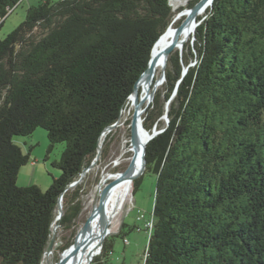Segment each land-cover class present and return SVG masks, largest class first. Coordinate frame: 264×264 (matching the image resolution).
Here are the masks:
<instances>
[{"label": "trees", "instance_id": "1", "mask_svg": "<svg viewBox=\"0 0 264 264\" xmlns=\"http://www.w3.org/2000/svg\"><path fill=\"white\" fill-rule=\"evenodd\" d=\"M20 1L0 0V29ZM170 1L48 0L0 38V264H43L55 225L75 230L93 167L71 186L98 146L97 165L107 159L115 130L102 143L103 132L124 112L131 126L152 49L188 18ZM198 22L144 106V127L160 134L133 180L135 195L147 173L157 179L143 264H264V0H214ZM40 128L49 153L65 144L54 164L62 174L46 190L18 184L30 154L14 139ZM126 227L115 235L127 240ZM110 237L90 264H116Z\"/></svg>", "mask_w": 264, "mask_h": 264}, {"label": "rangeland", "instance_id": "2", "mask_svg": "<svg viewBox=\"0 0 264 264\" xmlns=\"http://www.w3.org/2000/svg\"><path fill=\"white\" fill-rule=\"evenodd\" d=\"M21 0L18 6L14 9L13 14L9 15L5 21L4 26L0 29V38L4 39L11 32L16 30L25 20L27 11L29 10L28 2L25 1L22 5ZM58 2L60 0H53ZM193 0L191 3H194ZM171 8L174 9V3L170 1ZM175 11V10H174ZM189 38L186 40V42ZM185 42V43H186ZM184 45L179 44L177 47H183ZM166 68L159 69L157 75L153 76L151 83L144 80L142 88H144V95L142 101H145V105L152 102L151 94H148L150 88L157 86L156 77H159ZM163 84L160 83L159 86ZM143 105V104H142ZM142 109H144V106ZM134 113H135V106ZM131 112H124L123 118L115 129L114 142L110 147V152L105 161L101 164H96L92 168V172L87 177V194L83 197V207L81 217H79L75 230L64 232L62 228L58 227L56 231V244L54 245L53 253L50 257H45L43 260L44 264L56 263L57 258H62L59 251V246L65 244L69 240L75 242L76 238H79V234L83 231L90 217L96 211L103 190L112 181L117 179L109 180L108 176L117 172L124 173L129 167L133 160L136 150L133 148L132 137H131V126H126L125 122L129 118ZM166 118V117H165ZM167 120V119H166ZM165 120V121H166ZM156 132H160L157 130ZM15 143L23 149L24 153L31 152V156L26 166H24L18 175V184L22 187H27L30 184H36L41 186L42 190H46L53 184V178L56 179L62 174L61 170L54 167V164L59 162L62 153L64 151V143L55 146L52 152H48L49 139L45 129L35 130L32 136L23 137L18 136L14 139ZM87 175V174H86ZM157 188L156 175L147 173L141 182L140 189L133 195L134 186L131 190L129 201L125 204L122 214L117 219L113 232L109 234L110 240L114 243V253L112 254V260L116 264H143L145 260V250L149 246V230L147 229V222L151 219L153 207L155 205V191ZM142 215L144 219L138 220ZM125 222L128 227L125 228L128 243H125L123 237L116 236L119 232L122 223ZM101 248V246H100ZM98 249L93 255H90L86 264H88L90 257L97 255L101 249Z\"/></svg>", "mask_w": 264, "mask_h": 264}, {"label": "bare ground", "instance_id": "3", "mask_svg": "<svg viewBox=\"0 0 264 264\" xmlns=\"http://www.w3.org/2000/svg\"><path fill=\"white\" fill-rule=\"evenodd\" d=\"M192 1L193 0H171V2L174 3L175 11L182 9V12L179 18L185 19L190 16L192 12V8H190L189 6ZM210 7H212V2H207L205 6L201 8L198 14V18L206 14ZM197 27H198L197 22L191 21L185 26L184 30L179 35H176L177 34L176 29L178 27H174V26L168 29L164 34L161 35L155 48H153V57H154V61H156V70L153 74L154 76L157 75V72L159 69H162L166 65L167 49L171 48L172 45L175 43H177L178 45L179 44L184 45L186 40L190 38L196 32ZM162 77H161V80L157 83L156 88H154V91L152 92L155 93L158 90L160 83L163 82ZM144 80H142L139 84L138 96L132 95L133 105L135 106V110H136V104H140L139 108L137 109L138 117H139L138 119L139 120L138 122L139 123V133H137V138L139 139L141 147L138 151L136 150L133 160H132V161H135L134 171H137L140 163L142 162V147L145 146V144L147 143L149 139V135H151V133L147 132L143 124V119H144L143 115L145 113V109H142V107L143 105H145V101H142V103L140 102V90L142 88V84ZM118 125H119V122L117 124V127ZM105 133L103 134V137L101 140L102 143L105 138ZM101 146H100V149L102 153ZM125 172L124 173L118 172L116 174L109 175L107 181L113 180V179L119 180L122 177V175L125 174ZM120 180H121L120 183L110 192V195H109L110 200H109V204L107 205L106 217L104 218L103 221L96 220L93 223L94 232L91 237L89 245L86 246V249L81 250L78 255H77L76 247L73 246L70 249H67L62 256L61 263L59 264H86V260H88L89 256L93 255L100 248V246H102V241L104 240L105 236H107L109 233L114 231L113 230V228L115 227L114 225L117 219L122 214L125 204L128 203L129 197L131 195V190L134 186L133 180L129 178L128 179L126 178L124 180L120 179ZM57 225L58 224L55 225L56 231L58 229ZM56 231H54L55 234H56ZM78 242L79 243L81 242V236H79ZM47 256L50 257V255L48 254L46 255V257ZM52 264H58V263L56 262Z\"/></svg>", "mask_w": 264, "mask_h": 264}, {"label": "water", "instance_id": "4", "mask_svg": "<svg viewBox=\"0 0 264 264\" xmlns=\"http://www.w3.org/2000/svg\"><path fill=\"white\" fill-rule=\"evenodd\" d=\"M213 1L214 0H202L201 2H199V3H197L195 6H193V8H192V12H191V14H190V16L188 17V19L187 20H185L177 29H176V35H179V34H181V32L184 30V28H185V26L189 23V22H191V21H193V22H197V25L199 26V22H198V20H199V18H198V14H199V12H200V10H201V8L203 7V6H205V4L207 3V2H212V4H213ZM181 14V13H180ZM180 16V15H179ZM179 16H178V18H179ZM177 18V19H178ZM177 43H175V44H173L172 45V47L171 48H169V49H167V56L169 57V55L173 52V50L177 47ZM152 52H153V49H152ZM155 70H156V61H154V57H153V53H152V56H151V62H149V66H148V68H147V70L145 71V73L140 77V79L138 80V82H137V84H136V87H135V90H133V93H132V95H136V96H138V90H139V84H140V82L142 81V80H146L148 83H151V81L153 80V74H154V72H155ZM162 80H163V82L165 81V77H166V75H165V71L163 72V74H162ZM154 96H155V93L154 92H152V94H151V100L153 101L154 100ZM139 105L140 104H136V110H135V113H134V117H133V119L131 120V131H132V133H131V137H132V144L134 145V149L135 150H139L140 149V147H141V144H140V142H139V139L137 138V133H139V117H138V111H137V109L139 108ZM117 124L118 123H116L115 125H113L112 127H108L107 129H106V131L105 132H107V131H109V132H111V131H113V129H115L116 127H117ZM146 129V128H145ZM147 130V129H146ZM105 132H103V134L105 133ZM147 132L148 133H151V135H149V139H148V141H147V143L145 144V146L144 147H142V162H143V168H142V170L138 173V175L135 173V161H132L131 163H130V165H129V167L127 168V170H126V172H125V174L124 175H122V177L120 178V179H122V180H124V179H131V180H134L135 178H137V177H139V176H141L143 173H144V170H145V167H146V156H145V154H146V148H147V146H148V144H149V142L150 141H152V139L153 138H155V136H157L158 134H160V132H154V133H152V132H150V131H148L147 130ZM101 146V145H100ZM100 146H98V155H97V158H96V160H94L92 163H91V165H90V167H88L85 171H84V173L82 174V177L80 178V180H78V181H76L72 186H71V188H74V187H76L78 184H81L82 182H83V180H84V177H85V175L87 174V173H89L90 172V170H91V168L92 167H95L96 166V164L98 163V161L101 159V149H100ZM116 180V181H112L111 183H109L108 184V186L103 190V192H102V194H101V198H100V203L98 204V206H97V208H96V211H95V213L93 214V216L92 217H90V219L88 220V222H87V224H86V226L84 227V229H83V231H81L80 232V234H79V236H81V242L79 243L78 242V238H76V240H75V243L73 244V245H71L68 249H70L71 247H76V249H77V255L79 254V252L81 251V250H84V249H86V246H88L89 245V243H90V240H91V237H92V235H93V232H94V229H93V223L96 221V220H100V221H103L104 220V218L106 217V210H107V205L109 204V200H110V197H109V195H110V192H111V190L112 189H114L119 183H120V181L121 180ZM63 201V196L61 197V202ZM60 202V204H59V208H60V215L58 216V218L57 219H61V217H63V213H64V211H63V206H62V203ZM60 225L58 224L57 225V228L59 227ZM110 234V233H109ZM109 234L107 235V236H105V238H104V240L102 241V246H104V242H105V240L108 238V237H110L109 236ZM56 244V235H55V233H54V235L52 236V239H51V244L48 246V248H47V250H46V255L48 254V255H51L52 253H53V249H54V245ZM102 246H101V248H102ZM100 248V249H101ZM74 249V248H73ZM93 258H94V256H92V257H90V260H89V262H88V264H90V262L93 260ZM61 259L62 258H60L59 260H58V264L59 263H61Z\"/></svg>", "mask_w": 264, "mask_h": 264}, {"label": "crops", "instance_id": "5", "mask_svg": "<svg viewBox=\"0 0 264 264\" xmlns=\"http://www.w3.org/2000/svg\"><path fill=\"white\" fill-rule=\"evenodd\" d=\"M25 1H27L28 2V6L31 8V7H33V6H36L38 3H40V2H45V1H48V0H24V1H22L21 2V5L25 2ZM4 24H5V22H4ZM4 24H3V26H4ZM2 26V27H3ZM29 154H31V152L29 151ZM31 156V155H30ZM30 185H33V183L32 184H30ZM29 185V186H30ZM40 188H41V186H40Z\"/></svg>", "mask_w": 264, "mask_h": 264}, {"label": "built area", "instance_id": "6", "mask_svg": "<svg viewBox=\"0 0 264 264\" xmlns=\"http://www.w3.org/2000/svg\"><path fill=\"white\" fill-rule=\"evenodd\" d=\"M13 12H14V10H13ZM1 23H2V20H0V24ZM144 218H145V216L142 215L138 220H141V219H144ZM147 229L149 230V236H150V234L152 233V230H153V222L152 221H148L147 222ZM125 243H128V241L125 240Z\"/></svg>", "mask_w": 264, "mask_h": 264}]
</instances>
